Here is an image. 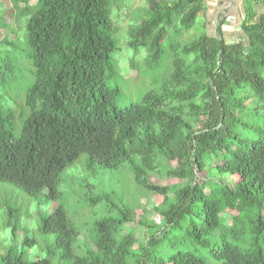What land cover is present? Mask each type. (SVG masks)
I'll return each instance as SVG.
<instances>
[{
    "label": "trees",
    "instance_id": "obj_1",
    "mask_svg": "<svg viewBox=\"0 0 264 264\" xmlns=\"http://www.w3.org/2000/svg\"><path fill=\"white\" fill-rule=\"evenodd\" d=\"M111 1L35 0L19 9L28 15L24 43L32 69L30 79L16 86L24 103L17 136L14 110L0 104V181L49 201L61 197V173L82 153L89 169L126 164L140 188L163 196L154 206L158 224L138 221L145 234L139 241L127 226L135 213L124 208L95 221L88 246L58 205L40 217L39 232L52 236L46 255L26 261L10 248L0 264H205L185 249L187 242L209 247L222 264H264V249L257 246L264 239V11H257L264 0H242L240 37L228 41L221 19L213 34L202 25L185 43L176 38L206 13V0H145L129 46H147L154 61L164 44L182 55L154 78L156 89L122 108L116 105L118 85L107 82L118 49ZM1 43L19 47L6 38ZM10 69L0 66V83ZM249 114L252 119H245ZM156 172L181 182L152 183ZM223 212L228 224L221 227ZM248 232L244 250L228 240ZM165 242L167 255L160 251Z\"/></svg>",
    "mask_w": 264,
    "mask_h": 264
},
{
    "label": "rangeland",
    "instance_id": "obj_2",
    "mask_svg": "<svg viewBox=\"0 0 264 264\" xmlns=\"http://www.w3.org/2000/svg\"><path fill=\"white\" fill-rule=\"evenodd\" d=\"M34 3L35 0H0V41L6 38L8 42L19 43V47L15 48L9 47V44H0V66L3 68L6 65L11 66L10 70L4 71V78L0 83V104L3 110L11 107L15 112L16 116L13 121L15 136L19 134L21 124V119L18 117L19 111L24 109L23 92L16 86H20L21 81L30 79L32 69L24 43V24L28 15H21L19 9L23 8L25 4ZM206 5V13L198 17L194 27L177 36L176 39L179 42L185 43L196 37L202 31L203 26L207 33L213 34L216 24L221 19L225 21L222 28L228 41L240 37L239 22L243 15L242 0H206ZM146 7L145 0L111 1V19L115 27L118 49L114 54L116 71L108 77L107 82L118 85L120 92L116 105L120 108L130 102H140L145 92L156 89L154 78L159 79L169 69L171 59L175 55H182L180 48L174 52L170 49L172 44H164L162 55L154 61L149 57L150 52L147 46L135 48L129 46V33L144 18ZM257 11L260 13L264 9L258 6ZM249 108L251 107L248 106L247 109ZM244 118L252 119L250 114ZM256 121L257 118L254 116L253 123ZM238 131L252 134L251 128L248 131L239 126ZM164 165L173 168L176 162L165 161ZM149 179L152 183L167 186L181 182L179 179L158 172L152 173ZM227 179L237 180L235 176ZM59 190L60 198L45 201L42 197L30 196L11 183L0 181V258L10 248L26 261L45 256L46 244L52 239V236L39 232L40 217L58 205L64 206L70 220L80 229L79 241L87 243L88 246H92V244L87 232L103 215L113 216L124 208L133 210L135 213L134 222L127 223V226L134 229L139 241L144 239L145 234L143 235L144 231L137 222L145 220V223L149 225L158 224L160 218L154 206L162 202L163 196L140 188L135 183L133 173L126 164L116 170L101 167L89 169L87 156L82 153L62 171ZM96 196H101L100 201L97 204H91L90 198ZM256 215L255 210L252 217L255 218ZM227 219L226 213L220 214L221 227L228 224ZM241 225L242 223L239 222L237 227ZM220 232L221 229H218L214 234L217 246L221 244ZM26 238L32 239L33 244L31 245L29 240L25 241ZM250 239L249 232L241 240L228 238L230 242L239 245L243 250L250 245ZM257 246L264 249L263 238H260ZM134 247L137 248V244ZM185 249L198 254L205 264H222L211 255L207 246L187 242ZM160 251L164 255L169 253L168 242L162 245Z\"/></svg>",
    "mask_w": 264,
    "mask_h": 264
}]
</instances>
